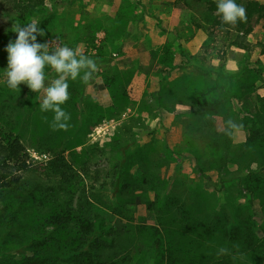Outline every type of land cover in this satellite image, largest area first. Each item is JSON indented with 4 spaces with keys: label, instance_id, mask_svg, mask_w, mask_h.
<instances>
[{
    "label": "rangeland",
    "instance_id": "1",
    "mask_svg": "<svg viewBox=\"0 0 264 264\" xmlns=\"http://www.w3.org/2000/svg\"><path fill=\"white\" fill-rule=\"evenodd\" d=\"M63 2L59 7L47 0L48 10L25 23L37 22L44 31L36 42L48 44V54L56 41L93 59L96 71L87 83L68 81L69 98L61 105L70 117L66 130L54 129L53 113L40 111L43 88L36 93L23 83L16 90L0 84L2 124L21 135L30 155L33 171L24 177L45 179L58 154L74 162L88 193H98L101 217L124 230L132 247L129 264L150 261L153 228L167 241L172 236L183 242L186 256L201 254L208 264L228 254L243 264H264V249L243 261L224 234L253 215L264 244V139L254 141L258 123L264 125L263 27L249 37L256 48L248 53L232 46L234 34L210 45L203 28L206 0ZM5 47L0 45V80ZM44 71L47 87L58 74ZM209 90L222 100L220 107L211 105ZM204 107L210 108L207 115ZM114 143L129 144L130 158L118 183L127 188L117 201L111 195L117 185L113 166L123 156L103 148ZM173 198L187 212L168 207ZM118 204L123 207L116 211ZM219 215L224 224L217 232L199 227Z\"/></svg>",
    "mask_w": 264,
    "mask_h": 264
},
{
    "label": "trees",
    "instance_id": "2",
    "mask_svg": "<svg viewBox=\"0 0 264 264\" xmlns=\"http://www.w3.org/2000/svg\"><path fill=\"white\" fill-rule=\"evenodd\" d=\"M56 2L59 7L66 5L63 0ZM236 3L244 7L246 18L235 25H225L216 14V1L206 0L207 24L203 28L211 46L234 34L232 46L252 53L256 45L249 41V37L256 26L261 25L264 29V3L256 0ZM46 4L47 0H0V45L14 41L16 34L12 27L29 22L39 12L48 10ZM52 14L53 10H50L45 18ZM261 47L264 55V45ZM205 49L209 53V48ZM201 59L200 65L205 67L204 56ZM195 89L196 92L200 91L197 87ZM207 93L212 100L211 105L220 107L222 100L211 90ZM201 97L200 93L199 102ZM158 100H163V94ZM261 110L264 113V98ZM209 112L208 107L202 109L203 115ZM254 134H257L255 142L264 139V125L258 123ZM103 148L123 156L113 166V179L117 185L111 195L117 201L120 192L127 188L126 183L123 188L118 183L130 162L127 154L129 144L121 147L114 143ZM141 160L144 162L142 167H145L148 164L146 158ZM49 165L45 179L29 182L24 177L33 171L28 149L21 135L7 129L0 118V264H129L132 247L122 236L124 230L120 229L119 223L109 225L101 217L95 203L98 193H88L87 183L75 168V163L68 162L62 154H58ZM101 187L102 190L106 189L105 184ZM166 205L177 212H187L176 198ZM122 207V204H118L116 209ZM221 217L216 216L199 227L207 226L206 233H215L224 224ZM153 230L152 256L147 264H208L201 254H195L193 258L186 256L183 242L172 236H168L167 241L160 229ZM183 230L186 235V230ZM224 234L225 239L239 251L237 254L243 261L263 254L264 244L253 215L246 216L239 225L229 226ZM188 257L190 260L186 262ZM210 264L243 263L235 261V255L228 254Z\"/></svg>",
    "mask_w": 264,
    "mask_h": 264
},
{
    "label": "clouds",
    "instance_id": "3",
    "mask_svg": "<svg viewBox=\"0 0 264 264\" xmlns=\"http://www.w3.org/2000/svg\"><path fill=\"white\" fill-rule=\"evenodd\" d=\"M216 14L225 25H235L246 18L244 7L237 4L236 0H216ZM12 29L16 36L4 49L7 53V66L2 69L3 79L0 84L6 85L10 90H16L19 89L18 85L23 83L36 93L43 88L45 94L39 102L40 111L52 112L51 126L54 129L66 130L70 117L61 105L69 98L68 81L79 77L82 82L87 83L96 71L95 61L83 54L78 55L73 48L57 44L56 41L55 44L52 42V54H48L49 45L36 42L37 35H45L37 22L15 24ZM56 40L58 41L57 38ZM45 67L58 74L47 87ZM226 123L229 128L235 127L231 120ZM218 251L224 254L227 249L220 248Z\"/></svg>",
    "mask_w": 264,
    "mask_h": 264
}]
</instances>
